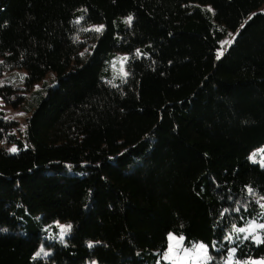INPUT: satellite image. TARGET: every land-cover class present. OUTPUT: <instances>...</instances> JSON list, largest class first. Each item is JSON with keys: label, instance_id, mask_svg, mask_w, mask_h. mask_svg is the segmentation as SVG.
<instances>
[{"label": "trees", "instance_id": "trees-1", "mask_svg": "<svg viewBox=\"0 0 264 264\" xmlns=\"http://www.w3.org/2000/svg\"><path fill=\"white\" fill-rule=\"evenodd\" d=\"M263 7L0 0V79L25 72L1 99L21 107L55 77L24 133L0 112V264H173L170 237L204 245L203 264L263 259L264 243L234 231L264 224V164L251 160L264 147Z\"/></svg>", "mask_w": 264, "mask_h": 264}, {"label": "rangeland", "instance_id": "rangeland-1", "mask_svg": "<svg viewBox=\"0 0 264 264\" xmlns=\"http://www.w3.org/2000/svg\"><path fill=\"white\" fill-rule=\"evenodd\" d=\"M264 9V7H263ZM100 28V27H97ZM232 37V36H231ZM228 38L224 40L221 43V53H223L226 48L228 47L229 43L231 42L232 38ZM227 42V43H225ZM127 60H128V55L125 54H118L117 57L115 58L113 62V76L114 78L117 79H122L124 76L127 74ZM24 71L16 70V71H11V72H5L3 78L0 79V83L5 84L6 82H10L15 85H21L22 80H24ZM54 74H49L43 81L38 83L33 90L32 95L29 98V101L24 103L21 107L14 108L11 105L5 103L1 97H0V112L4 113L5 119L7 120H13L18 123L19 130L24 133L26 130V123L28 118L30 117V111H32V104L34 103V97L41 93L45 94L47 91V88L50 86L54 85ZM38 103V102H36ZM10 149H15V147H11ZM251 160L254 163L257 164H264V147L255 151L252 156ZM257 225V224H256ZM62 228H66L65 226H62ZM263 229L257 228L255 232L251 234V237H258L259 238V233ZM246 234H248L246 232ZM249 235V234H248ZM181 239H171L170 246L168 250L164 254V259L167 261L172 262L173 264H203L204 257L197 252V249L195 251H190L186 248H184L182 244ZM171 249V251H170ZM263 259H255L254 261H261Z\"/></svg>", "mask_w": 264, "mask_h": 264}, {"label": "snow or ice", "instance_id": "snow-or-ice-1", "mask_svg": "<svg viewBox=\"0 0 264 264\" xmlns=\"http://www.w3.org/2000/svg\"><path fill=\"white\" fill-rule=\"evenodd\" d=\"M97 32H99V31H102V29L101 28H97V29H95ZM225 43H227V42H225ZM11 151H15V149H11ZM250 192H251V190H249ZM70 225L69 226H67L66 228H63L62 229V234H61V238L63 237V232L64 231H68V230H70ZM257 228H261V229H264V224H259V225H256V224H250L249 225V227L248 228H236V229H234V231L235 232H237V233H244V232H247L249 235H251L253 232H255V230L257 229ZM248 237L247 236H245V239H247ZM170 239H175L174 237H170ZM182 239V238H181ZM254 239H256L257 240V242L258 243H264V240H261V239H259L258 237H254ZM170 251H171V249H170ZM235 250L233 249V252H234ZM197 252L199 253V254H201L204 258H207V249H206V247L204 246V245H199V246H197ZM251 264H264V260H261V261H254V262H251Z\"/></svg>", "mask_w": 264, "mask_h": 264}]
</instances>
